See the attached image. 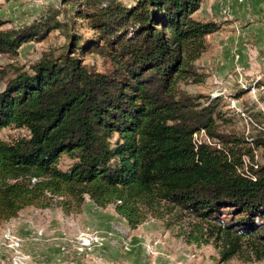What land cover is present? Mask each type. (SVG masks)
<instances>
[{"label":"trees","instance_id":"16d2710c","mask_svg":"<svg viewBox=\"0 0 264 264\" xmlns=\"http://www.w3.org/2000/svg\"><path fill=\"white\" fill-rule=\"evenodd\" d=\"M71 1L65 10L85 19L90 35L54 14L0 29V53L54 29H65L67 39L30 70L0 67V131H28L0 138V221L27 206L47 207L53 196L81 202L88 195L97 206L113 204L131 227L148 217L170 226L191 216L196 225L186 240L208 243L206 232L215 235L221 261L243 240L264 257V165L252 170L255 179L242 173L251 149L219 133L216 101L201 104L178 87L215 27L192 16L202 0ZM87 55H98L105 69L84 62ZM202 129L220 146L198 142ZM254 142L264 150V138ZM62 154L74 160L66 170L58 167Z\"/></svg>","mask_w":264,"mask_h":264},{"label":"rangeland","instance_id":"374dc122","mask_svg":"<svg viewBox=\"0 0 264 264\" xmlns=\"http://www.w3.org/2000/svg\"><path fill=\"white\" fill-rule=\"evenodd\" d=\"M66 6L64 0H0V29H18L54 14L67 29L72 17V30L90 35L88 22L71 15ZM192 16L215 27L205 36V49L193 61V72L179 82V90L201 104L216 101L222 117L216 122L218 131L245 140L252 155L243 156L242 173L255 179L252 170L264 165V150L254 142L264 138V0H202ZM66 42L65 29L51 30L42 40L22 43L14 54L0 53V67L30 70L42 57L58 55ZM83 60L96 70L105 69L98 55ZM4 86L0 80V91ZM27 135L25 128L14 126L0 131L3 140ZM194 138L220 146L204 129ZM73 161L62 154L58 167L66 170ZM195 222L184 214L170 226L148 217L131 227L113 204L97 206L88 195L81 202L53 196L47 207L27 206L0 221V264H264L251 241L243 240L226 261L220 259L222 244L215 235L206 232L208 243L188 242Z\"/></svg>","mask_w":264,"mask_h":264}]
</instances>
